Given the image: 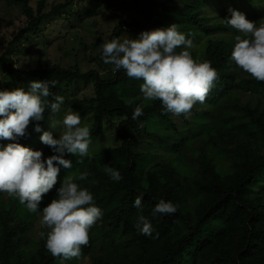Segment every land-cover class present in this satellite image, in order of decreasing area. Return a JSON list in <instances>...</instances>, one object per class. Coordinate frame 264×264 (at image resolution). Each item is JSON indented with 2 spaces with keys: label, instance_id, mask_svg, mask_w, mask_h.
<instances>
[{
  "label": "trees",
  "instance_id": "obj_1",
  "mask_svg": "<svg viewBox=\"0 0 264 264\" xmlns=\"http://www.w3.org/2000/svg\"><path fill=\"white\" fill-rule=\"evenodd\" d=\"M10 1L22 9L28 22L1 56L6 85L4 88L0 86V90L26 89L33 80H54L57 83L51 91L64 97L66 85L93 84L96 97L74 103L77 109L85 108L82 117H93L92 142L103 136L107 118L120 119L121 145L83 157L82 163H77L79 156L66 154L65 159L71 160L73 167L65 169L61 166L57 184L41 202L42 209L57 197L56 190L67 175L75 179L84 171L89 173L87 179H75V182L89 189L103 215L93 225L95 229L89 235L88 244L81 246L78 258L91 254L95 239L100 238L104 248L112 246L113 249H106L95 264H264V110L260 106L256 109L240 108L252 124V128L245 129L256 142V147L244 145L230 151L231 162L226 169L208 158L207 153L202 157L198 155L196 170L194 168V172L183 181L179 180L176 166L155 162L151 155L137 152L140 143L135 138V130L166 149H177L170 132L176 129L174 114H166L159 100H144L140 91L143 81L127 77L123 70L115 71L112 79H106L99 71L84 73L79 67L55 65L33 71L18 69L15 52L31 36H38L46 22L66 13L68 6L60 5L44 14V6L35 11L30 5L31 0ZM256 1L261 0H179L159 13L155 0H135L133 7L145 23L117 27L109 42L121 39L124 33L140 34L175 23L186 38L193 40V45L204 46L200 59L210 61L218 73V79L203 104H219L225 99L231 101L238 89L230 59L234 37L238 33L227 27L219 16L212 15L208 6L216 5L223 14H228L230 8L242 11V7H254ZM99 8V0H90L83 8L84 17H96ZM161 14L168 22L160 20ZM182 49L183 46L177 51ZM192 56L196 58V55ZM243 84L254 95L264 97V81L249 80ZM137 106H142L144 114L134 120L132 114ZM48 116L46 111L45 120L38 122L43 131L51 123ZM178 117L185 118L183 114ZM153 121L162 126L152 131L142 128V124ZM232 122L228 119L220 124L231 130ZM34 127L35 122L18 141L33 150L42 135V132L34 131ZM240 128L244 129L243 124ZM215 135L213 128L207 137L213 139ZM11 142L0 140L4 145ZM55 154L48 148L44 159ZM105 165L119 170L123 179L118 182L110 179ZM140 193H144V198L141 208L137 209L134 200ZM160 199L172 201L178 206L177 212L171 216L152 217V209ZM140 214L152 223L151 237L139 234L134 227ZM38 217L40 215L30 213L26 205H21L18 198L0 193V264H69L70 259L65 261L52 256L45 247V239L35 243L28 238L30 226Z\"/></svg>",
  "mask_w": 264,
  "mask_h": 264
},
{
  "label": "clouds",
  "instance_id": "obj_2",
  "mask_svg": "<svg viewBox=\"0 0 264 264\" xmlns=\"http://www.w3.org/2000/svg\"><path fill=\"white\" fill-rule=\"evenodd\" d=\"M230 16L223 19L230 29L235 30V44L230 59L237 67L258 81H264V23L250 21L246 14L229 9ZM183 49L177 51L178 48ZM193 40L178 29L177 24L165 28L143 31L137 39L120 38L101 44V59L113 65V71L123 70L127 77L142 80L140 91L146 101L159 100L164 112L189 118L193 106L203 104L218 73L210 61L193 58L189 49ZM56 81L33 80L27 88L0 90V193L19 199L30 213L41 216L40 226L49 229L46 249L53 257L63 260L81 256V246L89 241L90 228L102 217V210L95 204L88 188L75 179L85 180L89 173L82 172L77 178L67 175L56 190L57 197L41 209L44 195L58 182L61 166L71 169L73 163L65 159L66 154L90 156L91 130L82 126L79 112L69 109L62 120H54L61 111L65 98L51 91ZM51 97V99H49ZM48 120L59 131H43L40 121ZM142 106L133 110L132 119L142 116ZM34 131L42 132L41 142L49 146L55 155L43 158L42 150H33L19 143L25 137L31 123ZM106 174L113 181L123 179L121 172L105 165ZM144 193L134 200V207L141 208ZM178 210L172 201L160 199L152 209L151 216H171ZM134 227L139 234L152 236L154 231L150 219L143 214L136 218ZM41 238L44 232H40Z\"/></svg>",
  "mask_w": 264,
  "mask_h": 264
},
{
  "label": "rangeland",
  "instance_id": "obj_3",
  "mask_svg": "<svg viewBox=\"0 0 264 264\" xmlns=\"http://www.w3.org/2000/svg\"><path fill=\"white\" fill-rule=\"evenodd\" d=\"M89 1L31 0L30 5L35 11L41 5L44 6V14H49L54 7L60 5H67L68 8L62 16H57L46 22L38 36H31L30 40L15 52L14 59L17 62V68L23 71H33L41 68H51L55 65L62 68L79 67L84 73L96 70L104 78L112 79L115 72L112 70V65L105 64L102 61L100 57L101 44L109 42V38L117 27L137 22L144 24L145 19L133 7L135 0H99L100 8L97 16L88 19L83 15V8L87 6ZM155 1L159 13L164 8L171 7L175 2H179V0ZM208 8L212 15L219 16L222 20L230 16V13L223 14L221 8L216 5H209ZM241 12L245 13L250 21L264 23V0L256 1L254 7H242ZM159 18L168 22V19L162 14ZM27 22V18L20 7L12 4L10 0H0V62L7 45L27 26ZM168 26L170 24L165 27ZM139 35L124 33L121 40L126 38L137 39ZM203 49L204 46L200 44L193 45L189 51L192 55L200 58ZM232 64L238 89L235 90L231 101L225 99L219 104H195L189 118L182 119L174 115L176 129L170 130V132L175 138L174 143L177 144V149H166L156 140H151L144 133L135 130V138L140 143L137 152L151 155L155 162L176 166L178 178L183 181L194 172V168L196 170L198 167L196 161L198 155L202 157L204 153H207L208 158L226 169L231 162L230 151L239 149L244 145L256 147V142L249 137L245 129L246 127L252 128V124L240 108L256 109L260 106V109L264 110V97L254 95L243 84L245 81L256 79L237 67L234 61H232ZM5 85V69L0 63V86L4 88ZM65 90L64 104L61 106V111L55 114L53 119L62 120L64 114L71 109L80 113L82 126H87L91 130L94 123L93 117L90 115L82 117L85 108L77 109L74 103L76 100L85 101L95 98L93 84H69L65 86ZM141 96L143 97V94ZM228 119L233 121L231 130L220 124L223 120ZM119 123V118L106 119L105 132L101 138L92 142L89 147L90 154L121 145ZM242 124L244 129L240 128ZM157 126L162 125L156 121L142 124V128H148L149 131ZM213 128L216 135L213 139H209L207 134ZM218 128L223 129L218 130ZM46 131L53 132L55 138L59 136L58 129L53 128L51 123ZM48 148L50 147L44 145L41 140L34 146V150H42L43 158H46ZM202 148L205 150H202ZM40 219L41 216L31 224L28 231V238L35 243H39L41 239L46 240L49 231V229L40 226ZM94 229V226L90 228L89 235L92 234ZM40 232H44L43 238L39 235ZM26 240L28 242L29 239ZM110 248L113 249L112 246L104 248L101 239L96 238L94 251L91 254L83 255L78 259L72 258L69 260V264H95V260L102 258L105 250Z\"/></svg>",
  "mask_w": 264,
  "mask_h": 264
}]
</instances>
